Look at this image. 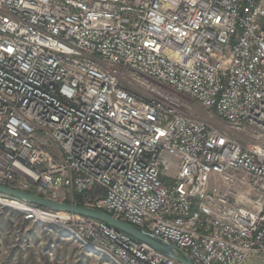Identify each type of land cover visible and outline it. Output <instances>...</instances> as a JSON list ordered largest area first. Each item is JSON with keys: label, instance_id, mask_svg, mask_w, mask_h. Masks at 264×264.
<instances>
[{"label": "built area", "instance_id": "2783aa9c", "mask_svg": "<svg viewBox=\"0 0 264 264\" xmlns=\"http://www.w3.org/2000/svg\"><path fill=\"white\" fill-rule=\"evenodd\" d=\"M0 184L102 210L195 264L264 258V0H0ZM10 201L112 264H182Z\"/></svg>", "mask_w": 264, "mask_h": 264}, {"label": "rangeland", "instance_id": "374dc122", "mask_svg": "<svg viewBox=\"0 0 264 264\" xmlns=\"http://www.w3.org/2000/svg\"><path fill=\"white\" fill-rule=\"evenodd\" d=\"M194 106L201 117H209L200 105ZM10 200L0 195V264H112L71 237L67 224L25 218L18 203ZM263 259L253 257L248 264H263Z\"/></svg>", "mask_w": 264, "mask_h": 264}, {"label": "water", "instance_id": "95a60500", "mask_svg": "<svg viewBox=\"0 0 264 264\" xmlns=\"http://www.w3.org/2000/svg\"><path fill=\"white\" fill-rule=\"evenodd\" d=\"M0 195H5L11 197L12 199L29 203L44 209L81 215L101 221L107 226L112 227L116 231L124 232L132 238L146 244L147 246L167 256L174 258L182 264H195V262L186 253H184L175 245L165 242L135 225L114 218L113 216L102 210L85 205H76L71 203L59 202L28 191L11 188L9 186L1 184Z\"/></svg>", "mask_w": 264, "mask_h": 264}, {"label": "bare ground", "instance_id": "6f19581e", "mask_svg": "<svg viewBox=\"0 0 264 264\" xmlns=\"http://www.w3.org/2000/svg\"><path fill=\"white\" fill-rule=\"evenodd\" d=\"M13 202H14V201H13ZM18 205H19L20 207H22L21 204H18ZM21 209H22V208H21ZM47 219H49L50 222L55 221V215H50V216L47 217ZM60 219H63V217L61 216Z\"/></svg>", "mask_w": 264, "mask_h": 264}, {"label": "trees", "instance_id": "16d2710c", "mask_svg": "<svg viewBox=\"0 0 264 264\" xmlns=\"http://www.w3.org/2000/svg\"><path fill=\"white\" fill-rule=\"evenodd\" d=\"M25 221H27V220H25Z\"/></svg>", "mask_w": 264, "mask_h": 264}]
</instances>
